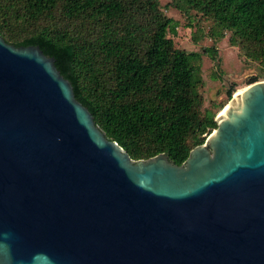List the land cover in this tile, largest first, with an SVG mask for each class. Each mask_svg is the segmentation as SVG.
Masks as SVG:
<instances>
[{"label": "water", "instance_id": "obj_1", "mask_svg": "<svg viewBox=\"0 0 264 264\" xmlns=\"http://www.w3.org/2000/svg\"><path fill=\"white\" fill-rule=\"evenodd\" d=\"M55 62L0 34V264H264V80L177 164L109 139Z\"/></svg>", "mask_w": 264, "mask_h": 264}, {"label": "trees", "instance_id": "obj_2", "mask_svg": "<svg viewBox=\"0 0 264 264\" xmlns=\"http://www.w3.org/2000/svg\"><path fill=\"white\" fill-rule=\"evenodd\" d=\"M161 1L0 0V34L55 57L96 124L133 159L165 153L183 164L217 128L216 109L224 107H205L203 55L219 60L218 45L229 34L240 56L260 69L248 85L264 80V0H173L189 26L211 21L208 31L199 25L193 34L196 42L213 41L202 51L176 46L169 34L177 35L180 23Z\"/></svg>", "mask_w": 264, "mask_h": 264}, {"label": "rangeland", "instance_id": "obj_3", "mask_svg": "<svg viewBox=\"0 0 264 264\" xmlns=\"http://www.w3.org/2000/svg\"><path fill=\"white\" fill-rule=\"evenodd\" d=\"M172 1L162 0L161 5L169 17L180 23L178 34H169L174 39L176 46L187 51H202L205 46L213 45V41L209 37H203L198 42L193 39L196 27L200 25L208 31L211 21L201 19L197 25L195 22V24L189 26L191 19L172 6ZM229 36L228 34L218 45L219 60L214 61L208 55H203L204 84L201 92L205 107H212L213 104L225 107L229 103L228 89L235 87V94L237 90L248 86L250 77L260 73L257 65L246 61L244 57L240 56V48L230 44ZM218 63L219 67L217 68ZM224 107H218L216 109L217 113L219 114Z\"/></svg>", "mask_w": 264, "mask_h": 264}, {"label": "bare ground", "instance_id": "obj_4", "mask_svg": "<svg viewBox=\"0 0 264 264\" xmlns=\"http://www.w3.org/2000/svg\"><path fill=\"white\" fill-rule=\"evenodd\" d=\"M242 90H243V89H239V90L236 91V93H240ZM222 110H223V109H222ZM222 110H221V111H222Z\"/></svg>", "mask_w": 264, "mask_h": 264}]
</instances>
